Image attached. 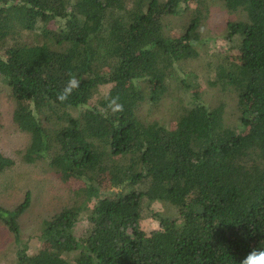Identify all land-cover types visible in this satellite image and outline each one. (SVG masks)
Returning a JSON list of instances; mask_svg holds the SVG:
<instances>
[{
    "label": "trees",
    "instance_id": "trees-1",
    "mask_svg": "<svg viewBox=\"0 0 264 264\" xmlns=\"http://www.w3.org/2000/svg\"><path fill=\"white\" fill-rule=\"evenodd\" d=\"M215 2L242 16L227 21L234 52L218 55L210 81L230 93L237 123L198 91L174 126L143 118L169 84L185 88L177 65L200 54ZM187 9L179 34L164 30V17ZM73 77L79 86L58 99ZM0 81L29 136L21 162L71 186L34 252L20 222L30 192L0 203L13 264H240L264 248V0H0ZM15 163L0 152V173ZM146 212L155 227L144 228Z\"/></svg>",
    "mask_w": 264,
    "mask_h": 264
},
{
    "label": "rangeland",
    "instance_id": "rangeland-1",
    "mask_svg": "<svg viewBox=\"0 0 264 264\" xmlns=\"http://www.w3.org/2000/svg\"><path fill=\"white\" fill-rule=\"evenodd\" d=\"M216 4V5H214ZM211 8V14L205 19L200 28L201 41L197 44L200 54L194 59L177 65L178 73L185 80L184 85L178 82L169 84L168 94L161 103L155 107H145L139 115L149 120L155 119L174 126L178 107L182 102L192 100L194 92L205 100L206 103H216L219 99L226 103L225 115L231 123H237L234 101L229 92H222L210 86V81L215 76L217 57L226 50L233 53L234 41L226 39V24L228 20L241 19L239 12H230L215 2ZM180 15H172L163 18L164 30L172 34H179L190 19V10ZM52 28L56 25L52 23ZM130 88L133 86L129 84ZM13 101L9 97L7 86L0 81V152L13 158L16 163L12 170L0 173V203L13 207L20 203L26 194L30 192L31 205L22 216V237L28 241L30 252L40 247V241L36 237L42 221L60 210L70 202V187L59 181L54 175L42 171L39 167L26 165L21 162L18 152L26 147L29 136L21 132L12 121ZM72 183V187H76ZM148 211H166L160 204H153ZM143 226L146 229L157 225L146 212ZM87 228L86 217L83 216L76 225L75 233L80 236ZM16 245L14 238L7 229L0 225V264H13L15 262Z\"/></svg>",
    "mask_w": 264,
    "mask_h": 264
},
{
    "label": "clouds",
    "instance_id": "clouds-1",
    "mask_svg": "<svg viewBox=\"0 0 264 264\" xmlns=\"http://www.w3.org/2000/svg\"><path fill=\"white\" fill-rule=\"evenodd\" d=\"M79 86V81L73 77L70 78L67 82V85L62 90L58 99L65 100L71 91ZM109 107L112 112H119L123 110V106L115 102V100L110 102ZM240 264H264V248L253 249L250 251L243 259L240 261Z\"/></svg>",
    "mask_w": 264,
    "mask_h": 264
}]
</instances>
